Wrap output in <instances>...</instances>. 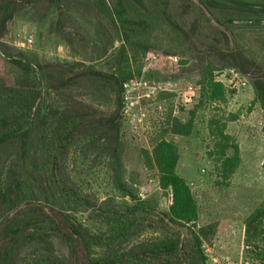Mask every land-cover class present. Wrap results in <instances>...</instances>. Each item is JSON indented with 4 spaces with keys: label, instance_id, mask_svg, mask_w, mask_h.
Listing matches in <instances>:
<instances>
[{
    "label": "rangeland",
    "instance_id": "1",
    "mask_svg": "<svg viewBox=\"0 0 264 264\" xmlns=\"http://www.w3.org/2000/svg\"><path fill=\"white\" fill-rule=\"evenodd\" d=\"M97 1L0 0V79L7 86L14 85L18 79L14 62L28 63L42 78L40 102L50 111H67L81 118L80 123H73L68 142L53 154L47 135L59 129L60 123H41L39 118L30 127L24 162L16 154V141L0 144V191L11 188L15 171L27 182L31 194L13 192L7 198L11 205L44 204L58 222L83 229L91 238L87 251L79 249L82 253L75 256L69 236L56 229L44 212L33 208L13 222L12 231L17 234L0 240L5 264H83L85 254L115 257L142 242L163 239L167 232L175 235L159 221L171 204L170 191H162L157 171L144 166L143 151H151V141L161 131H167L166 139L178 147L176 172L195 197L197 224L213 229L202 245L205 264H264L244 244L245 220L264 199V114L254 102L252 87L257 79H264V22L260 27L235 28L233 40L229 34L230 50L238 46L244 71L228 69L219 54L208 57L205 41L209 38L190 31L198 11L187 13L181 0H172L173 19L185 35L172 42L175 36L168 30L155 33L151 40L155 49L141 62V78L119 93L112 81L97 76L115 73L122 44L117 25L99 11ZM208 62L215 81L226 90L227 102L197 110L190 136L169 134L166 118L170 110L172 117L186 122L189 111L198 104L199 81ZM189 86L199 90L194 92L192 104L184 106L181 95ZM161 93L172 97L158 100ZM230 114L236 120L227 123L226 133L239 145L241 162L235 174L222 183L208 155L212 141L207 122L212 116ZM107 119L116 123H106ZM117 155L126 169L122 190L112 170ZM55 156L57 171L53 174L59 173L73 192L90 202L88 211L44 176L43 171L51 175L50 161ZM5 203L0 199V230L6 227L9 211ZM116 212L138 220L132 235L117 225ZM43 226L52 230L36 231ZM181 238H187L186 231Z\"/></svg>",
    "mask_w": 264,
    "mask_h": 264
},
{
    "label": "trees",
    "instance_id": "2",
    "mask_svg": "<svg viewBox=\"0 0 264 264\" xmlns=\"http://www.w3.org/2000/svg\"><path fill=\"white\" fill-rule=\"evenodd\" d=\"M198 2L207 13L198 8L191 0H181V8L187 13L198 11L193 20L190 31L209 38L205 41L208 44V57L220 55L224 58L225 67L228 69H239L244 71L241 63V55L236 46L230 50L229 34L234 35V29L239 26L260 27L264 22V0H194ZM172 0H98L97 8L108 16L118 27L122 44L118 51V58L115 63V73L97 76L104 80L112 81L118 92L124 90V86L138 80L142 76L143 66L141 65L147 52L155 49L152 46V36L156 33L168 30L175 37H171L172 42H179L177 39L185 35L184 30L178 22L173 19L171 13ZM215 25H214V24ZM155 38V37H154ZM224 44V47L221 46ZM238 47V46H237ZM224 53H219V52ZM175 54V53H172ZM18 68L17 81L12 86H7L0 79V144L6 142L18 143L16 154L19 161L24 162L26 158L25 149L32 123L39 118L41 123H60V128L49 131L47 139L52 147V154L59 152L63 144L68 142L73 134V123H80L79 116L70 115L67 111H50L48 107L40 102L42 99L41 83L42 78L28 63L14 62ZM200 81V94L198 104L189 111V119L182 122L176 117H172L171 110L166 118L168 133L175 136H190L193 132V119L197 110L206 106H219L227 102V94L223 85L215 81L212 74L213 67L207 63ZM62 84V83H61ZM66 84L64 83L63 86ZM254 102H258L264 114V79H257L253 84ZM171 94L161 93L157 99H168ZM219 111V109H216ZM236 120V115L212 116L207 122L208 136L212 141L211 151L208 152L212 159L218 178L222 183L228 181L237 171L241 158L239 145L236 140L226 133L227 123ZM106 123L114 125L112 119L105 120ZM167 131H161L159 135L151 141V151H143L144 166L157 171L158 187L162 191H170L171 204L167 211L160 215L159 221L163 229L175 231V235H166L163 239L142 242L135 245L125 254L109 258H92L85 254L83 264H205L202 245L208 242L213 235V229L209 226H199L198 208L195 197L189 185L180 177L176 168L179 161V151L177 145L166 139ZM264 134V128H263ZM50 152V154H51ZM114 154L117 149L114 147ZM57 156L51 159V175L43 171L44 176L57 182V188L75 202H78L85 211L91 208L89 201L82 199L73 192L62 180L57 171ZM115 173V183L117 187L123 189V178L126 176L120 155L115 156L112 164ZM11 177L13 183L11 188L0 191V199L9 206L6 215V227L0 230V240H4L12 231L13 222L21 213L30 209H39L53 221L56 229L63 230L74 243L73 253L79 255V249L87 251L90 236L82 229H78L72 224L64 221L58 222L53 214H50L44 204L37 202L7 201L13 192L31 194L27 182L19 174ZM50 183H47L49 185ZM36 192H34V196ZM5 203V204H6ZM83 204V205H82ZM114 218L117 225L125 230V234L130 236L138 228V220L128 215L116 212ZM61 227L63 229H61ZM52 229L39 227L38 232L46 233ZM186 231L187 238H181V233ZM244 244L246 248L252 247L255 251L256 259L264 261V199L250 213L244 223ZM198 260L200 263H198ZM0 264H5V259L0 252Z\"/></svg>",
    "mask_w": 264,
    "mask_h": 264
},
{
    "label": "built area",
    "instance_id": "3",
    "mask_svg": "<svg viewBox=\"0 0 264 264\" xmlns=\"http://www.w3.org/2000/svg\"><path fill=\"white\" fill-rule=\"evenodd\" d=\"M197 90H199V87H193V86L187 87L185 92L181 95L184 106L192 104L193 98H194V92ZM226 264H229V263H226Z\"/></svg>",
    "mask_w": 264,
    "mask_h": 264
}]
</instances>
